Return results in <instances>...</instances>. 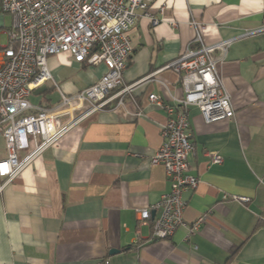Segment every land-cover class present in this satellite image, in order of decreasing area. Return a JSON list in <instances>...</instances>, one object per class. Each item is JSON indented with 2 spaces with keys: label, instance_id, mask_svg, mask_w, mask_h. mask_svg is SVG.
Masks as SVG:
<instances>
[{
  "label": "crops",
  "instance_id": "0c3cea01",
  "mask_svg": "<svg viewBox=\"0 0 264 264\" xmlns=\"http://www.w3.org/2000/svg\"><path fill=\"white\" fill-rule=\"evenodd\" d=\"M263 13L264 0H152L158 25L140 14L129 32L124 82L139 83L132 96L74 124L10 184L0 178V264H264V34L235 41L219 64L235 117L206 124L190 110L189 163L199 184L183 194L184 218L205 216L200 231L152 241L151 225L138 222V212L171 187L164 167L151 164L167 116L148 98L175 103L184 90L177 74L160 69L192 46L191 22L205 26L203 42L214 45L260 28ZM47 65L52 80L29 98L36 107H56L61 93L82 92L107 71L69 53L49 56ZM206 151L223 163L211 165ZM6 158L1 139L0 161Z\"/></svg>",
  "mask_w": 264,
  "mask_h": 264
},
{
  "label": "built area",
  "instance_id": "2783aa9c",
  "mask_svg": "<svg viewBox=\"0 0 264 264\" xmlns=\"http://www.w3.org/2000/svg\"><path fill=\"white\" fill-rule=\"evenodd\" d=\"M151 3L152 0H0L2 14L13 19L12 28L4 33L8 38L5 46L0 34V141L3 139L7 148V158L0 161L4 185L15 180L74 124L108 109L116 101L122 105L125 96H132L139 83L124 82L133 55L129 32L140 14L149 18L153 26L158 25L159 20L150 14ZM190 25L196 31L192 46L160 69L171 70L180 77L183 98L175 103L165 102L155 94L148 98L167 116L161 129L162 144L151 157V164L164 167L171 185L158 203L138 212L139 225L152 227V241L172 239L182 228L187 230L188 240L205 221V216L194 222L184 218L183 194L199 184L189 163L195 148L190 110L197 108L206 124L235 117L218 67L226 61L235 41L264 34V13L260 28L214 45L203 42L201 32L205 26L196 21ZM217 52L221 55L217 56ZM59 53H69L77 62L90 66L104 64L107 71L82 92L72 96L61 93V101L54 108L33 106L29 101L32 91L52 80L47 58ZM86 107L87 112L75 116ZM67 116L69 121L64 123L62 119ZM21 152L28 153L20 158ZM205 154L211 165L223 163L218 152ZM234 199L241 203L250 201Z\"/></svg>",
  "mask_w": 264,
  "mask_h": 264
},
{
  "label": "rangeland",
  "instance_id": "374dc122",
  "mask_svg": "<svg viewBox=\"0 0 264 264\" xmlns=\"http://www.w3.org/2000/svg\"><path fill=\"white\" fill-rule=\"evenodd\" d=\"M0 17H3V20L1 22L0 19V34H1V44L2 46H5L8 42V38L4 35L5 32H7L10 28H12V17L8 14H0ZM34 96V95H33Z\"/></svg>",
  "mask_w": 264,
  "mask_h": 264
},
{
  "label": "water",
  "instance_id": "95a60500",
  "mask_svg": "<svg viewBox=\"0 0 264 264\" xmlns=\"http://www.w3.org/2000/svg\"><path fill=\"white\" fill-rule=\"evenodd\" d=\"M153 216H154V214H153ZM118 253H119V251L114 249V250H111L110 255H116Z\"/></svg>",
  "mask_w": 264,
  "mask_h": 264
},
{
  "label": "trees",
  "instance_id": "16d2710c",
  "mask_svg": "<svg viewBox=\"0 0 264 264\" xmlns=\"http://www.w3.org/2000/svg\"><path fill=\"white\" fill-rule=\"evenodd\" d=\"M0 14H2L1 8H0Z\"/></svg>",
  "mask_w": 264,
  "mask_h": 264
},
{
  "label": "bare ground",
  "instance_id": "6f19581e",
  "mask_svg": "<svg viewBox=\"0 0 264 264\" xmlns=\"http://www.w3.org/2000/svg\"><path fill=\"white\" fill-rule=\"evenodd\" d=\"M2 19V17H0Z\"/></svg>",
  "mask_w": 264,
  "mask_h": 264
},
{
  "label": "snow or ice",
  "instance_id": "6c2138e0",
  "mask_svg": "<svg viewBox=\"0 0 264 264\" xmlns=\"http://www.w3.org/2000/svg\"><path fill=\"white\" fill-rule=\"evenodd\" d=\"M0 167H3V166H0Z\"/></svg>",
  "mask_w": 264,
  "mask_h": 264
}]
</instances>
